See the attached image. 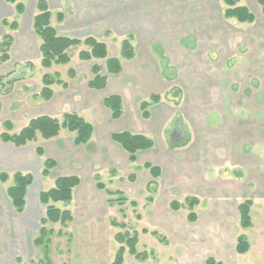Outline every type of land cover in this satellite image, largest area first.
<instances>
[{
	"label": "rangeland",
	"instance_id": "obj_1",
	"mask_svg": "<svg viewBox=\"0 0 264 264\" xmlns=\"http://www.w3.org/2000/svg\"><path fill=\"white\" fill-rule=\"evenodd\" d=\"M19 1L23 0H17ZM73 1L83 0L51 1L52 24L58 30L61 24L56 18L54 7L60 4L70 7ZM84 1H88L90 5L91 2H97L100 9L103 7L100 6V0ZM111 1L113 5L114 1ZM23 2L26 3V12L24 15H17L14 4L0 0V20L6 19L8 23L13 20L19 22V27L15 30H10L8 26H1L0 29L3 34L10 33L14 37L9 60L0 64V74L11 72L10 76L4 79L5 88L9 91L0 90V134L7 130L3 124L5 120L12 122V133L18 132L29 119L39 114L47 113L61 120L67 111H73L91 124L101 127L107 114H103L98 103L99 98L88 89L87 83L92 77V66L97 64L103 67L104 60H80L78 52L86 48L81 44L69 49V63L43 68L40 65V39L32 27V17L37 12L36 0ZM179 3V10H168L169 20L174 17L171 23L179 25L180 30L184 28L185 36H188L189 31H193L197 42L187 41L188 38L182 36L180 38L186 41H172L179 37L171 30L173 35L168 37L171 41L152 44L153 50L156 46L157 52L162 51L168 56L170 62L167 72L171 73L170 67L173 66L178 75L171 82L164 83V86L154 84L150 79L147 84V92L152 89L161 90L165 86H170V91L174 87L185 88L184 94L179 96H171L173 89L169 92V102L183 105L173 108L175 114L167 128V142L171 148L165 174L157 181L151 180L142 165L136 167L129 164L126 155L112 150L108 145L107 136L99 132L92 143L86 146H75L72 142L73 134L64 129L57 137L44 143L48 153L59 159L57 172L73 173L82 177V183L74 190V196L69 203H55L60 209H69L73 220L67 227L59 223L48 224V227L54 230L49 251L51 264H111L120 246L115 240V234L124 230L113 225L114 222L125 224L129 233L136 232L137 251L148 254L145 260H138L126 251L123 264H205L208 257L221 261L222 264H264V186L259 181V178L264 176L263 171L258 173L254 169L257 164L251 165L249 171L243 172V177L240 172L235 171L234 175L239 174L242 181L240 184H231L228 181L229 171L227 167H223L227 163L224 161L225 155L220 154V149L217 151L216 147L210 149L209 146L220 139L207 138L205 133L203 138L195 139L197 154L191 153L189 165L192 171L194 166L205 168L197 175L203 174L207 179L187 181L183 177L185 169L178 168L179 152L172 148L183 139L181 135L184 126L180 110H192L194 104H199L200 106H196L198 116L206 117L209 124L213 114H220L219 120L224 124L226 118L231 119V112L230 107L221 105L220 100H231L235 113H241V99L249 100L250 133L257 135L254 128L259 121H264V117L259 119L261 113L258 112V104L264 100V16L255 0L239 1V4L247 6L255 15L252 23H238L232 18H224L222 0H180ZM100 11L91 13L99 16ZM123 38L104 32L98 39L105 40L109 56H116ZM137 45L142 50H149L150 44ZM153 60L155 65L152 67L155 66L154 69L158 71V62ZM70 68L74 70L73 76L69 75ZM128 71L141 72V75L144 72L142 68L133 67L132 64L129 65ZM53 72H59L67 87L53 85L55 97L43 101L36 96L41 87V77L44 73ZM133 85L130 87L131 91H134ZM135 90L139 92L137 85ZM244 111H247L245 107ZM130 116L132 118V114ZM3 143L5 142L0 139V150ZM34 143L33 146L40 145L43 140L38 137ZM255 143L256 138L251 137L250 144L247 145L251 161H257L259 157L264 163V147ZM211 151L216 152V165L214 161H208L209 155L206 152ZM194 154L197 155L195 159ZM44 158L46 157L44 156L42 161ZM209 163L212 169H217L216 173L205 171ZM227 166L229 167L228 164ZM2 168L0 163V170ZM31 174L36 178L34 172ZM94 174L99 176V181L103 182L107 189H119V193L111 196L112 204L107 203L108 196L104 190L96 188ZM129 175H134V180H128ZM46 180L48 179L44 180L39 176L31 192L39 189V184L47 189L54 183L53 179ZM10 184L11 178L0 183V264H32L42 257L39 248L34 246L27 253L14 250L12 255L7 250L9 243L6 240V244L2 245L4 238L14 234V225L11 224L12 207L5 193ZM187 196H195L198 199V204L193 208L198 214L195 222L187 221L188 211L185 206L177 210L169 207L173 200L184 204ZM245 199L252 201V224L243 229L239 225L237 206ZM31 207L30 212L43 215L42 204L33 200ZM2 220L4 226L6 225L5 229L1 224ZM35 226L32 239L40 223L37 221ZM144 229L146 231H142ZM58 230L63 234L57 235ZM240 234H243L249 243L248 251L243 254L235 252L236 239Z\"/></svg>",
	"mask_w": 264,
	"mask_h": 264
},
{
	"label": "crops",
	"instance_id": "obj_2",
	"mask_svg": "<svg viewBox=\"0 0 264 264\" xmlns=\"http://www.w3.org/2000/svg\"><path fill=\"white\" fill-rule=\"evenodd\" d=\"M5 1V0H4ZM24 1V0H23ZM51 1L47 0L49 10L51 12V24H52V10ZM113 5L111 0H100V6H103L100 9L99 4L92 3L88 4V1H73L70 7L59 5L58 7H54L56 10V18L58 22L61 24L59 27L56 26L55 29L61 35L76 37V38H84L86 36H93L95 38H99V36L103 35L104 32L112 33V35L125 37L127 35L132 36V44L134 47V57L130 60L122 61V71L118 74H110L108 75L107 84L103 89H90L93 94L99 98V104L102 107L103 114H107V118L103 119L102 126L98 128V126L93 125V133L90 140L84 145H75V146H86L90 142L92 143L93 139L96 137V134L99 132L103 136H107L109 140V147L112 150L118 151V153H124L128 160V154L125 152L121 146L114 142L111 139V135L116 132L127 131L131 133H140L149 136L153 140V146L149 149L139 150L135 153L136 160L133 163L129 164L135 165L138 167L142 165L143 169L147 170L151 180H158V178H162L165 174L166 167L168 166L170 160V144L167 142L168 136V126L171 123L172 117L175 114L174 107H176L175 103L172 101L169 102V95H166L169 92L170 86H165L163 89H152L148 90L147 84L150 81L157 85H163L164 83L171 82L172 80L177 78L178 72H176L175 67L171 66V73H168L167 70L169 68V58L162 51L157 52L158 48L153 50L152 44L154 43H164L171 41L168 39L172 31L176 34L178 38H176L175 42H184L191 41L197 42V36L193 33V31H189L188 36H185L186 31L184 28L180 30L179 25L176 26L172 24L171 20H169L168 10L171 12L173 10H179V1L180 0H113ZM240 1V0H239ZM256 1V0H255ZM6 2V1H5ZM25 10L22 13L26 12V3ZM242 5V4H241ZM72 7V8H71ZM101 10V15L94 16L96 14L91 13V11L99 12ZM66 11V12H65ZM167 11V12H166ZM74 12V13H72ZM165 12V13H164ZM58 14H62V19H58ZM222 16H223V8H222ZM33 18V17H32ZM256 18V17H255ZM94 19V21H92ZM164 19V20H163ZM2 20V19H1ZM1 20H0V29H1ZM235 20V19H234ZM236 21V20H235ZM18 22V21H17ZM238 22V21H236ZM91 23V24H89ZM241 23V22H238ZM19 27V22H18ZM17 27V28H18ZM3 28V26H2ZM172 30V31H171ZM4 34L0 31V39ZM173 35V34H172ZM188 38L181 39L180 37ZM97 38V39H98ZM99 40V39H98ZM100 41L105 42V40L101 39ZM14 42V40H13ZM150 44L149 50H142L137 44ZM13 44V43H12ZM136 44V45H135ZM12 47V45H11ZM11 49V48H10ZM161 49V48H159ZM10 54V51H9ZM118 55V53H117ZM116 55V56H117ZM156 59L158 62V67L160 68L158 71L152 67ZM137 68H142L144 70L143 74L141 72H129V65ZM155 65V64H154ZM9 72V71H8ZM7 72V73H8ZM7 73H1V75H5ZM147 75V76H145ZM93 76V75H92ZM92 78V77H91ZM90 78V79H91ZM148 78V79H147ZM89 79V80H90ZM115 79V80H113ZM88 80V81H89ZM88 84V83H87ZM127 84V85H126ZM135 84V85H133ZM133 85L134 91L130 90V87ZM137 87L139 88V92L135 90ZM180 90V95L184 94L185 88L182 86L177 87ZM54 91V88H53ZM147 92V93H146ZM117 94L121 97L123 114L118 119H113L111 117L109 109H107L103 105V99L106 96ZM151 94H159L161 99L159 102L152 104L149 107V117L144 119L141 116V113L138 108V104L141 100L148 98ZM56 95V91H54L52 98ZM49 101V100H48ZM230 101V102H229ZM221 105L224 104L225 107H230L231 115L229 116L231 119L226 118L227 121L223 124L220 118V114H213V117L210 118L209 124L207 123L206 117H200L197 115L196 106H200L199 104H194L193 109H179L180 114L183 117V137L182 141L178 144H174L173 149H177L179 152V170L183 167L185 169V173L183 177L189 180H203L207 179L205 175H197L198 172L204 171L205 168L195 167L194 170L190 168L189 160L191 153L194 152L197 154V150L195 148L196 142L195 139L203 138V134L209 138H217L220 139L218 142H214L209 144L210 149L216 147L220 149V154L225 155L224 168L227 167L229 173L228 181L231 184H240V175H234V172H240L241 177H243V172L249 171L250 166L257 164L254 169L260 173L259 171H263L264 173V163H262V159L258 157L257 161H251L250 157V149L248 150L247 145L250 144V138H256V145L262 144L260 147H264V121H259L258 125L254 128L257 131V135H251L250 129V119L248 114L249 108V100L241 99L239 106L242 108L241 113H235L233 104L231 100H220ZM179 104V103H178ZM182 103L177 105L179 108L182 107ZM244 107L247 111H244ZM259 110V119L264 117V100H261L258 104ZM73 112V111H67ZM65 112V113H67ZM132 114V118L130 116ZM39 115H49L47 113H42ZM37 115V116H39ZM50 116V115H49ZM36 117V116H35ZM53 117V116H52ZM206 118V119H205ZM28 122V121H27ZM93 123V122H92ZM27 124V123H26ZM179 124V123H178ZM25 126V125H24ZM220 136V138H218ZM55 138V137H54ZM106 138V137H105ZM43 140V139H42ZM48 140H43V143L40 145L33 146L34 141L27 142L22 146H15L10 142H5L2 145V150H0V163L3 168L0 170L1 172H6L9 175L14 172H22V173H35V177L32 175V183L28 186L26 195H25V209L22 213H17L12 208V216H11V224L12 230L14 234L9 238H4L2 245L9 243L7 246V250L12 254L15 250H20L22 252L27 253L29 249L34 248L33 244V233L36 228L35 224L40 223V219L42 216L37 215V213L30 212L32 207L30 208L33 200L36 203H40L38 199V195L42 190H46L42 184H39V189L33 190L31 192L32 187L36 183V179H39V176L42 179H53L55 180L59 176L63 175H77L73 173H62L57 172L59 169V159L58 157L52 156L48 153V149L44 143L48 142ZM73 142V138H72ZM219 143V144H218ZM74 144V143H73ZM41 146L43 148V155L39 156L36 153V147ZM177 147V148H175ZM257 149V148H256ZM218 151V150H217ZM209 155L208 161H216L215 153L213 151L206 152ZM205 153V154H206ZM194 154V159L195 155ZM52 158L56 161V166L52 168L48 174V176L43 177L41 175L42 168V158ZM264 160V159H263ZM149 163L152 166H156L160 175L158 177H152L151 173L148 169L144 168V164ZM212 164V163H211ZM229 165V167L227 166ZM216 165V162H215ZM204 167V166H203ZM206 167V166H205ZM209 165L206 167L205 171H209L211 174L216 173L217 169L211 168ZM80 178V183L76 187L80 186L82 183V177L77 175ZM248 176V173L246 174ZM182 177V176H181ZM208 177V176H207ZM209 178V177H208ZM46 180V181H48ZM259 181L262 182V186H264V176L259 178ZM239 182V183H238ZM54 184V183H53ZM53 184H50L48 188L52 187ZM188 185V184H187ZM105 186V184H104ZM186 186V184H184ZM189 186V185H188ZM72 193V198L74 196V190ZM47 188V189H48ZM106 188V186H105ZM190 187H188V190ZM119 190V189H117ZM190 192V191H188ZM35 193V194H33ZM105 193V191H104ZM36 195V197H34ZM106 195V194H105ZM9 201V199H8ZM10 203V201H9ZM35 204V203H34ZM41 204V203H40ZM57 204V203H56ZM36 205V204H35ZM11 206V204H10ZM12 207V206H11ZM18 221H15V220ZM198 219V214H197ZM1 222V218H0ZM8 222H10V218H8ZM17 222V224H15ZM2 227L5 229L4 220H2ZM16 225V226H15ZM16 232V233H15ZM6 240V241H5ZM13 255V254H12Z\"/></svg>",
	"mask_w": 264,
	"mask_h": 264
},
{
	"label": "trees",
	"instance_id": "obj_3",
	"mask_svg": "<svg viewBox=\"0 0 264 264\" xmlns=\"http://www.w3.org/2000/svg\"><path fill=\"white\" fill-rule=\"evenodd\" d=\"M10 4H14V10L17 15H21L25 10L23 1L5 0ZM223 1V17L226 19H235L241 23H252L255 20V15L245 5L239 4V0H222ZM260 7L261 14L264 16V0H256ZM37 12L32 18V27L36 36L40 39L39 53L40 65L43 68H49L52 65H65L70 62L69 49L77 47L81 44L86 48L79 50L78 58L82 61L91 59L104 60V66L94 64L91 68L92 78L88 81V87L91 89H103L107 84L108 75L118 74L122 71V61L130 60L134 57V47L132 44V36H125L119 43L118 55L109 56L108 48L105 42L98 40L93 36H86L84 38L69 37L61 35L57 32L55 27L51 24V12L47 0H36ZM62 14H58V19H62ZM2 26H8L10 30H15L18 27L17 20L10 23L6 19L1 20ZM14 37L10 33L4 34L0 39V64L6 62L10 58V48ZM69 75H74V70L69 69ZM11 72L0 76V90L8 92L5 88L4 79L10 76ZM10 83V80H8ZM53 85H61L63 88L67 87L66 81L62 80L59 72L44 73L41 77V87L36 94L38 98L43 101H48L53 96ZM173 89V92H172ZM171 96H179L180 90L177 87L172 88ZM167 92L166 95H170ZM161 96L159 94H151L148 98L139 102L138 108L141 116L144 119L149 117V107L152 104L159 102ZM178 105V102H174ZM103 105L109 109L111 117L118 119L123 114V107L121 97L117 94L106 96L103 99ZM7 130L0 134V139L3 142H10L15 146L25 145L27 142L36 141L38 137L43 140L57 137L62 129L67 130L73 134L74 145L86 144L93 133V125L86 121L82 116L75 112H67L62 115L61 120L49 115H39L28 120L27 124L23 126L18 132L10 133L12 130V122L5 120L3 122ZM111 139L118 143L121 148L127 152L128 161L133 163L136 160L135 153L139 150L149 149L153 146V140L144 134L131 133L127 131L116 132L111 135ZM36 153L42 156L44 151L41 146L36 147ZM56 166V161L52 158H44L42 161L41 175L48 176L50 170ZM148 169L152 177H158L160 171L156 166L149 163L143 165ZM114 171V170H113ZM11 178V184L5 189L7 198L13 210L17 213H22L25 209V195L28 186L32 183V175L30 173L14 172L9 175L6 172H0V183L7 182ZM96 188L104 190L107 198V203L112 204V194L119 193V190H109L105 188L103 182L99 181V176L94 174ZM134 175H129L128 180H134ZM80 178L77 175H63L54 180L52 187L42 190L38 199L44 206V215L40 219V227L33 238V244L42 252V257L37 262L32 264H51L49 251L50 244L54 230L48 227V224L59 223L63 227H67L73 220L72 212L69 209H60L55 205L57 202L69 203L72 200L73 189L79 185ZM252 201L245 199L241 201L238 206L239 225L241 228H248L251 226L250 206ZM198 204V199L195 196H187L184 199V204L173 200L169 203L172 210H177L183 206L187 209L186 219L189 222L197 220V213L194 211V206ZM123 228L115 234V240L120 244L118 247L114 260L111 264H123V255L126 251L135 259L145 260L148 254H142L136 249L137 233L126 229L125 224L112 223ZM142 231H146L145 229ZM153 233H156L153 231ZM57 235H62L63 232L58 230ZM249 243L243 234L238 235L235 243V252L243 254L248 251ZM205 264H222L212 257L205 260Z\"/></svg>",
	"mask_w": 264,
	"mask_h": 264
}]
</instances>
